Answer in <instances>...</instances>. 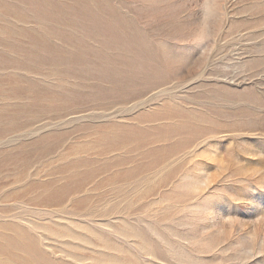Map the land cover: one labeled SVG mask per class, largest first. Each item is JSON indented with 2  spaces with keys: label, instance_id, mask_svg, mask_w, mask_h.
I'll use <instances>...</instances> for the list:
<instances>
[{
  "label": "rangeland",
  "instance_id": "obj_1",
  "mask_svg": "<svg viewBox=\"0 0 264 264\" xmlns=\"http://www.w3.org/2000/svg\"><path fill=\"white\" fill-rule=\"evenodd\" d=\"M0 264H264V0H0Z\"/></svg>",
  "mask_w": 264,
  "mask_h": 264
}]
</instances>
